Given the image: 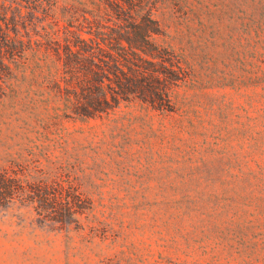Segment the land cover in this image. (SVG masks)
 <instances>
[{
	"label": "rangeland",
	"instance_id": "374dc122",
	"mask_svg": "<svg viewBox=\"0 0 264 264\" xmlns=\"http://www.w3.org/2000/svg\"><path fill=\"white\" fill-rule=\"evenodd\" d=\"M156 18L190 72L174 113L67 123L54 152L89 209L69 226L0 209V264H264V0H161Z\"/></svg>",
	"mask_w": 264,
	"mask_h": 264
},
{
	"label": "trees",
	"instance_id": "16d2710c",
	"mask_svg": "<svg viewBox=\"0 0 264 264\" xmlns=\"http://www.w3.org/2000/svg\"><path fill=\"white\" fill-rule=\"evenodd\" d=\"M160 4L0 0V118L9 111L20 130L18 150L0 166V209L19 203L43 223H79L90 202L75 166L54 152L65 125L131 104L174 113L190 72L160 41Z\"/></svg>",
	"mask_w": 264,
	"mask_h": 264
}]
</instances>
